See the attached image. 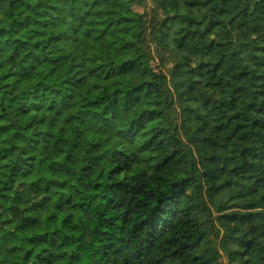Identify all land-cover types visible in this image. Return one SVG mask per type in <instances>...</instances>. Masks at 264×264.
<instances>
[{
    "label": "trees",
    "instance_id": "16d2710c",
    "mask_svg": "<svg viewBox=\"0 0 264 264\" xmlns=\"http://www.w3.org/2000/svg\"><path fill=\"white\" fill-rule=\"evenodd\" d=\"M0 264H264V0H0Z\"/></svg>",
    "mask_w": 264,
    "mask_h": 264
},
{
    "label": "rangeland",
    "instance_id": "374dc122",
    "mask_svg": "<svg viewBox=\"0 0 264 264\" xmlns=\"http://www.w3.org/2000/svg\"><path fill=\"white\" fill-rule=\"evenodd\" d=\"M136 10L139 11V12H142V9H138V8H137Z\"/></svg>",
    "mask_w": 264,
    "mask_h": 264
}]
</instances>
